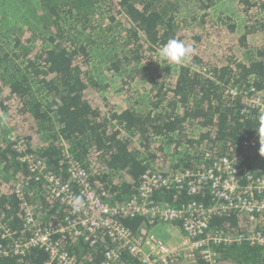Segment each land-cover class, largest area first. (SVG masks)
<instances>
[{"label": "trees", "instance_id": "trees-1", "mask_svg": "<svg viewBox=\"0 0 264 264\" xmlns=\"http://www.w3.org/2000/svg\"><path fill=\"white\" fill-rule=\"evenodd\" d=\"M230 2L8 1L7 19L17 16L15 11L28 18L23 24L16 19L19 26L13 23L10 45L0 40V115L10 128L8 134L24 141L64 180H70L65 172L67 153L73 155L89 170L97 191L112 203L136 194L148 169L197 167L205 149L217 155L241 153L247 137H260V122L255 110L242 111V98L229 96L228 86L232 82L244 88L254 78L264 96V0H237L234 6ZM101 34L122 41L105 59V76L120 77L125 70L120 90L126 88L132 102L117 103L109 84L91 73L88 45ZM172 38L193 45L195 54L179 64L156 60ZM204 68L207 73L200 72ZM137 75L144 85L132 87ZM140 90L149 93L145 109L134 98ZM6 135L0 139V211L7 213L21 236L23 215L15 184L29 167ZM260 135L254 153L262 167L264 133ZM34 185L42 194L34 192L30 202L59 211L58 203L50 209L44 184ZM156 195L158 202L177 206L190 199L173 189ZM194 198L202 203L212 200L206 187ZM122 220L135 232L146 224L141 216ZM211 221L215 229L235 236L252 225L264 232V215L253 223L230 211ZM65 247L89 264L103 259L104 244L95 248L76 239ZM218 254L223 264H264V248L248 242L221 246ZM48 258L45 251L33 249L22 258L0 255V264H44Z\"/></svg>", "mask_w": 264, "mask_h": 264}, {"label": "built area", "instance_id": "built-area-1", "mask_svg": "<svg viewBox=\"0 0 264 264\" xmlns=\"http://www.w3.org/2000/svg\"><path fill=\"white\" fill-rule=\"evenodd\" d=\"M200 72L207 73V69ZM244 88L228 86L233 97H241L243 112L264 111V96L256 88L254 78ZM2 116V115H1ZM12 134V132H11ZM8 134V140L20 153V160L28 164L29 173L18 177L15 193L23 215L21 236L11 224L7 213L0 211V255L22 258L33 249L48 253L44 264H89L65 247L76 239L90 246L104 244L100 264H223L218 248L248 242L264 247V232L249 227L237 236L224 229L212 227V218L230 211H238L256 222L264 215V167L254 168L261 139L247 137L239 154L217 155L206 149L197 167H171L167 171L148 169L138 192L124 202H110L100 194L89 170L73 155L67 153L65 172L70 180L52 170L44 159L32 153L24 141ZM262 158V157H261ZM72 180V181H71ZM34 182L43 183L53 208L30 202L33 194L28 189ZM206 187L212 196L209 203L194 197ZM162 189L186 192L190 197L183 205L158 202L156 193ZM44 192V191H43ZM83 198V207L73 213L75 197ZM122 216L143 217L146 224L139 232L133 231ZM158 223H169L177 240H165L149 228ZM95 264V263H94Z\"/></svg>", "mask_w": 264, "mask_h": 264}, {"label": "rangeland", "instance_id": "rangeland-1", "mask_svg": "<svg viewBox=\"0 0 264 264\" xmlns=\"http://www.w3.org/2000/svg\"><path fill=\"white\" fill-rule=\"evenodd\" d=\"M8 1L10 0H0V25L3 26V28H0V40L3 43H7V45H10V33L12 32V25L13 23L16 21V19H18V22L23 24L25 22H28V18H27V14H23L22 13H18L19 11H15L13 12L14 14H16L17 16H14V18L11 19H7L6 16V11H4L5 8H7L8 6L6 5L8 3ZM231 1V2H230ZM237 0H229L230 5L234 6ZM239 4V3H238ZM9 8V7H8ZM6 10V9H5ZM264 12V11H263ZM23 15V16H21ZM21 16V17H20ZM102 23V19L100 20ZM16 25L19 26V24L17 22H15ZM98 23V22H97ZM103 25V24H102ZM105 34V33H104ZM95 42L92 43V46L90 47L88 45L89 48V52L91 55V61H92V65L90 66V70L91 73L94 76L100 77V82L103 84H109L111 91L114 94V100L117 101V103H128V102H132L131 98H128L127 92H126V88L121 91V87L123 86V77H125V74H127V72H124L125 70L122 71V74H119L118 76L120 77H114L113 76H109L106 78V74H107V64H105L106 62V58L109 57L113 52H116V50L118 51L120 49L121 43L122 41H120L121 39L116 37V40L111 41L109 39H107L105 36H102V34L100 36H95ZM106 44V45H105ZM121 51H119L120 53ZM157 59L159 60V58L161 56L157 55ZM144 78L140 75H137L135 77V79L133 80L132 83V87H138L140 85H144ZM148 92H145L144 90H140L138 92L135 93V99H140L141 101V105L142 107H140V109H145L146 107H148ZM104 96H106V94H104ZM9 127L8 125L5 126V122L2 118H0V139H3V137H5V135L8 133L7 131H9ZM190 150V148H189ZM191 151H194V149H192ZM262 167H264V163L262 165ZM254 168L256 170H260V166L256 163H254ZM151 231L155 232L156 234H158L159 236H161L163 239L165 240H174L173 238H177L176 233L173 230V227L171 225H169V223H158L156 225H152L149 228Z\"/></svg>", "mask_w": 264, "mask_h": 264}, {"label": "clouds", "instance_id": "clouds-1", "mask_svg": "<svg viewBox=\"0 0 264 264\" xmlns=\"http://www.w3.org/2000/svg\"><path fill=\"white\" fill-rule=\"evenodd\" d=\"M195 51L196 49L194 48L193 45L186 44L182 40L172 38V39H169L168 42L160 48L159 55L167 61H171L173 63L179 64L183 60H185L187 57L194 55ZM258 120L260 122V126L257 130H258V133L261 139L260 134L264 133V111H261L259 113ZM202 155L200 159L202 158ZM83 203L84 201L81 196H77L74 198L72 202V209H73L74 214L81 211V208L83 207Z\"/></svg>", "mask_w": 264, "mask_h": 264}, {"label": "crops", "instance_id": "crops-1", "mask_svg": "<svg viewBox=\"0 0 264 264\" xmlns=\"http://www.w3.org/2000/svg\"><path fill=\"white\" fill-rule=\"evenodd\" d=\"M0 118H2L3 120H4V122L6 123V121H5V119L0 115ZM7 124V123H6ZM6 137L8 138V133H7V135H6ZM38 190H39V188L36 186V185H34L33 184V186L32 187H30L29 189H28V191L30 192V194H33L34 192H36V195H37V193H40V194H42L41 192H38ZM33 197V196H32ZM40 203V201H38V204ZM174 240H177L178 238H173ZM230 245V244H229ZM225 246H228V245H225ZM261 246V245H260ZM263 247V246H262ZM264 248V247H263Z\"/></svg>", "mask_w": 264, "mask_h": 264}, {"label": "bare ground", "instance_id": "bare-ground-1", "mask_svg": "<svg viewBox=\"0 0 264 264\" xmlns=\"http://www.w3.org/2000/svg\"><path fill=\"white\" fill-rule=\"evenodd\" d=\"M240 87V86H239ZM256 88V87H255ZM256 90H257V88H256ZM258 91V90H257ZM259 92V91H258ZM229 96H231V97H233L230 93H229ZM235 98V97H234ZM241 98V97H240ZM242 103H243V100H242ZM243 109H244V104H243ZM243 109H242V111H243Z\"/></svg>", "mask_w": 264, "mask_h": 264}]
</instances>
